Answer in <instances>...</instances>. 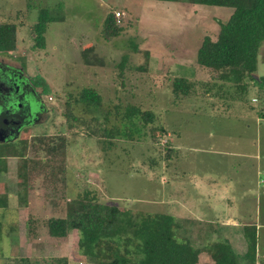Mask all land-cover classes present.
Listing matches in <instances>:
<instances>
[{
	"label": "rangeland",
	"instance_id": "374dc122",
	"mask_svg": "<svg viewBox=\"0 0 264 264\" xmlns=\"http://www.w3.org/2000/svg\"><path fill=\"white\" fill-rule=\"evenodd\" d=\"M162 6H168V9ZM179 6L150 0H0V23L18 26L22 40L18 50L11 53L16 56L13 63H18L14 65L22 69L25 64L26 70L22 74L30 79L28 83L32 87L35 84L31 80L36 82V76L54 87V97L43 95L49 111L37 122L31 120L19 133L15 145L18 146L21 139H49L67 133L64 111L68 109L71 112L75 98L86 88H95L104 97L99 116L108 114L112 124L118 129L123 127L120 131L126 130V134L131 135L116 140L115 147L111 145L113 137L99 141L86 132L79 136L71 135L68 139L69 172L66 179L58 177L47 183L39 178L31 182L26 194L27 202L24 203L18 193L24 191L20 184L27 181V177L19 174L18 160L10 158L7 172L0 173V193H8L10 199V207L0 208V264H45L47 259L57 258L71 260V264H95L80 252V234L77 231H72L68 238L56 240L50 236L45 220L48 217L64 218V208L85 188L94 189L100 203L133 214H170L183 222H191L192 218L198 217L204 226L228 215L249 223L251 175H254V194L260 192L261 186L264 187V183L259 185L256 180L257 175L264 178V120L255 126L256 112L251 116L245 111L238 113L232 110L230 120L225 121L240 129L232 132V138H227L229 135L215 128L224 120L221 117L214 121L209 119L218 113L217 107L222 99L216 95L206 97L209 87L199 86L201 80L191 87L192 96L189 98L174 94V77H184L192 82L201 79V75L193 77L197 75L195 48L205 34L212 37L218 34L220 26L217 20L222 23L228 20L224 13L216 10L217 7L207 6L208 11L177 8ZM43 8L56 21L49 23L45 35L47 47L41 50L36 48L32 26ZM116 12L122 14L119 26L123 27V32L107 42L103 33L104 23L109 15ZM142 39L146 40L145 43H141ZM165 43H171L172 47L187 45L186 51L192 54L187 57L194 61V68L193 65L173 61L168 66L157 65L156 60L150 58L154 57L150 51L147 55L145 51H138L143 44L144 48H155L154 55H162ZM90 47H95L96 51L88 56L89 63L85 64L83 52ZM141 66L146 71L139 70ZM2 74L5 75L0 72V77L4 76ZM255 75L264 78V42ZM211 78H215L212 85L218 84L219 90L224 86V92H230V100L226 102L231 103L237 93L247 90L231 81ZM255 81L246 76L248 90L244 97L255 108L263 109L264 87ZM35 86L41 92V87ZM213 92L214 89L210 90L211 94ZM253 98L256 99L254 103ZM35 102V112L39 113L41 105L37 99ZM144 110L155 111L162 117L163 129L168 130V135L162 137L161 129L155 126L152 133L157 139L152 141L151 131L141 128L140 112ZM132 120L135 126L126 123ZM238 121H250L247 126L251 125L252 130ZM206 126L208 131L211 128L209 132L217 135L213 141L205 133ZM177 134L181 136L179 141ZM35 145L41 146L37 142ZM211 146L214 149H210ZM170 147H179L176 150L180 155L178 160L173 157L175 159L169 162ZM232 149L238 152H231ZM232 154L236 157H231ZM170 155L175 156L174 152ZM254 158L260 167L254 166ZM152 159L156 161L155 166ZM210 178L217 183L207 185ZM191 181L196 182L192 184ZM60 202L64 204L56 207ZM32 217L39 223L35 232L30 233L29 220ZM224 220L228 224L233 223L231 217ZM203 225H199L201 229H197V225L194 229L191 226L195 233L198 231L200 234L199 239L194 237L193 242H198L195 247L207 243L208 228L202 231ZM178 234L180 237L184 235L182 230ZM7 252L17 253L18 258L3 263L2 254L5 256ZM200 256L204 262H212L207 253Z\"/></svg>",
	"mask_w": 264,
	"mask_h": 264
},
{
	"label": "trees",
	"instance_id": "16d2710c",
	"mask_svg": "<svg viewBox=\"0 0 264 264\" xmlns=\"http://www.w3.org/2000/svg\"><path fill=\"white\" fill-rule=\"evenodd\" d=\"M152 1L234 9L233 15L226 23L217 20L220 32L216 40L209 36L204 38L197 55L198 64L218 73V81H231L242 90L243 88L248 90L246 76L256 80L257 85L262 84L264 87V78L256 79L255 77L260 48L264 42V0ZM115 16L116 13L109 15L104 23L103 33L107 42L118 38L123 32V27L119 26ZM55 21L54 17L49 16L47 9L39 10L38 21L32 26L37 49H46L45 35L49 23ZM21 41L18 26L0 23V55L7 56L16 52ZM83 56L85 60L88 57L86 54ZM25 68L23 63L21 70L24 71ZM31 82L41 87L39 92V89L33 85L38 94L37 97H43L44 94L54 97V87L40 76H36V82L34 79ZM196 83L198 82H192L184 77H174V94L180 93L179 97L189 98L192 96L190 89ZM198 84L209 87L206 91L217 86V84L212 85L211 82ZM224 89L225 87L221 86V92L218 89L215 94L222 97L230 94V92L226 94ZM246 91L243 90L242 94L237 93L236 96L248 103L244 97ZM75 101L76 103H72L74 105L71 112L68 109L64 111L68 122L67 133L49 139L45 137L36 140L21 139L15 147L0 144V173L7 172L8 160L12 158L18 160L19 174H25L27 177V181L20 184L24 191L20 190L18 193L23 203L27 202L26 194L31 182L39 178L47 183L58 177L66 179L69 172L68 139L71 135L79 136L82 132H86L91 138H97L99 141H103L106 137H113L111 145L114 147L116 140L120 141L126 136L131 137L129 133L126 134V130L120 131L123 127L118 129L114 123L112 124L108 114L99 116L98 111L103 110L104 97L97 89L82 90ZM156 113L144 110L140 112L141 117L139 116L142 120L141 128L144 131L147 128L151 131L152 141L157 139L152 133L155 126L161 129L162 137L169 133L168 130L163 129L162 117ZM126 123L135 126L133 120ZM126 128L127 126L124 125V129ZM33 141L41 146L35 145ZM170 148H168L169 162L177 155L174 148ZM172 152L175 156L170 155ZM152 165H156L154 159H152ZM8 195V193L1 195L0 208L9 207ZM63 204L60 202V205L57 204L56 207ZM64 209H66L64 218L46 219L50 236L56 240L65 239L72 231H77L80 234V252L87 255L95 264H200V255L203 253H209L212 258L211 263L205 264H256L257 262L259 236L256 226H254L253 237L250 232L251 227H243L244 241L247 246L244 251L238 250V246L235 245L237 244L236 236L233 234L207 246L195 247L192 239V222H183L170 214H144L143 212L133 214L128 210L100 203L94 189L85 188ZM37 222L33 217L29 220L30 233L35 232ZM180 230L184 234L182 237L178 234ZM45 264H69V261L66 258L47 259Z\"/></svg>",
	"mask_w": 264,
	"mask_h": 264
},
{
	"label": "crops",
	"instance_id": "0c3cea01",
	"mask_svg": "<svg viewBox=\"0 0 264 264\" xmlns=\"http://www.w3.org/2000/svg\"><path fill=\"white\" fill-rule=\"evenodd\" d=\"M150 1H152V0H150ZM157 2H160V1H157ZM162 3L163 2H161V4ZM164 3H168L170 5L173 4V5H177V6H179L178 4H181L177 8L183 7V8H188V9L189 8H200L202 10H208L209 9L208 7H210V6L207 7V6H202V5H190V4L173 3V2H164ZM188 6H193V7H188ZM158 7H159L158 9H161V6H158ZM162 7L165 8L166 10L168 9V6L167 7L166 6H162ZM169 7L171 8V6H169ZM216 10L224 13L228 20L231 18V16L234 13V9H231V8L217 7ZM162 12H164V11H162ZM200 31H201V29H200ZM219 32H220V30H219ZM219 32H218V34L216 36H213V37L210 36V35L205 34L204 38L206 36H209L213 40H216L217 36L219 35ZM203 40L204 39H202V42L200 44H198L196 46V48H195L196 53H194V60L196 59V62H197V65L195 67V73L197 75H194L193 77H200V75H201L204 78H202V77H200L201 79H197L196 78L197 79L196 82H199V80H201L200 81L201 84H205V83H208V82L209 83L211 82V84H212V82L214 81L215 78H211V77H218V73L212 72V70L209 69V68H205L203 66H200L198 64V61H197L198 51H199V49L202 46ZM145 41L146 40L142 39L141 43H145ZM187 47L188 46L187 45L185 46V44H179V47H177V46L176 47H172L171 43H165L164 54L156 56V55H154V51H156L155 48H150V49L144 48L143 44H142L141 48H138V51L142 52V53H143V51H145L144 54H146V55H147L148 51H150V53H151L150 55L154 56V57H150V58H152V60H156V64L157 65L163 64V65L168 66V65H170L169 63L171 61H173V63H177L178 62L181 65H193L194 61L192 59L188 58L189 55L192 56V54H190V53H188V51H186ZM95 51H96L95 47H90V48L86 49L83 52V55L86 54L87 56H89L90 54H93ZM187 55H188V57H187ZM156 57H158V58H156ZM95 58H96V56H95ZM147 58H149V57H147ZM165 61H167V62H165ZM86 62L88 64L89 60L86 59L84 63L86 64ZM14 63H16V62H14ZM16 64H18V63H16ZM143 66H141L139 68V70L146 71L145 67H143ZM193 68H194V65H193ZM170 70H168L167 74H169ZM19 71H20V73H25L21 69H19ZM177 77H179V76H177ZM207 77H209V79ZM255 77H256V79H260V77L257 76V75ZM214 90H215V92H213L212 94L210 93V90L206 91V93H207L206 97L210 96V98H211L212 96H215L216 95L215 93L218 90L217 86L214 87ZM36 95H38V94H36ZM215 97H220L222 99V102L220 104H218V107H217L218 113L214 114L211 117H209V119H212V121H214V120L218 119V117H221V119L224 120V122H219L217 124V126H215V128L218 129L220 132H222V133L225 132L227 135H229V136H227V138H229V137L232 138L231 137L232 132L235 131V130L240 129V127H237L235 125H231L230 123H227L225 121V120H230L229 116L233 115V113H231L232 110H237L238 113L245 111L251 116L256 112L258 118L256 119L257 122H256L255 126H259L258 122H260V121L263 122V120H264V108L263 109H257V108L254 107V105L251 104L250 101L248 103L246 101L243 102V100H241V99H239V97H237L233 101H231V103H230V102H226V101L230 100V96L228 97V95L227 96L224 95L223 97L219 96V95H216ZM254 101H256L255 98L252 99V103H254ZM47 110L49 111V109H47ZM239 118L241 119V117H239ZM228 122H231V121H228ZM215 123H217V122H215ZM238 123L239 124L243 123L244 127L246 129L252 130V126L251 125L247 126V124L250 123V121L249 122L248 121H238ZM210 130H211V128H209V131ZM205 131H206L205 133L208 135V138L211 141H213L215 139V137L217 136L215 133L209 132L208 129H207V126L205 127ZM220 136L223 137V135H220ZM176 139L178 141L181 140V136L177 134ZM178 149H179V147H177V149L174 148L175 151L178 150ZM210 149H214L213 146H211ZM233 151L234 152H238L237 150L232 149L231 152H233ZM179 157H180V155L177 153L176 159L178 160ZM231 157H236V155L232 154ZM256 160L257 159L254 158V166L257 165L258 167H260V163L258 162V160L257 161ZM257 169H259V168H257ZM257 169H256V171H257ZM251 176H252V177H250L251 178V182H250L251 183V189H250L249 196H250V201H251V205H252V210H251V212H249V223H244L243 220H240V221L237 220L236 216H229V215L226 216V217L229 218V219L231 217V220L233 221V223L231 222V223L228 224L226 222V220H224V219H227L226 217H220L216 221H210V223L206 224L205 226L202 223L203 221L199 220L198 217L197 218H192L191 222L193 224V229H194V227L196 225L197 226L203 225L202 226V228H203L202 231L205 229V227L208 228V231L206 232L207 238H205V240H207V243H205L202 246H207V245L212 244L214 242H217L219 240H223V239L227 238L226 236H229L230 234H233V236H236L235 239H236V243L237 244H235V245L238 246V250L242 249L241 251H244L245 248H247L246 242L244 241V236H243V231H244L243 227L244 226H250L251 227L250 232H251V235L253 237L254 236V226H256L257 227V231H258V236H259V250H258L259 254H258V257H257L256 264H264V216H263V212H262V211H264V187L261 186L260 189H259L260 192H257V194L256 193L254 194V175H251ZM256 180H257V183L259 185H260V183H261V185L264 183V178H260V176H258V175L256 177ZM196 181H191V183L194 184ZM180 183H182V182H179L178 184H180ZM191 183H190V186H192ZM215 183H217V181L214 180L213 178H210L208 180L207 185L208 184H215ZM4 193L5 192H1L0 194H4ZM10 196H11V198H13L12 195H10ZM9 207H10V205H9ZM1 209H7V208H1ZM47 219H49V217ZM197 229H201V226H199ZM194 233H195L194 230H192V239L194 240V237L196 239H199L200 238L199 237L200 234L198 233V231L195 234ZM195 242H196V244H198L197 241H195ZM202 246H200V247H202ZM14 250H16V249H14ZM12 252H7V254L5 256L2 254V256H3V261L2 262L3 263L6 262V261H9V259H12V258H16L17 259L18 258V254L17 253H12ZM207 254L210 256L209 253H207ZM211 260H212V258H211ZM199 262H200V264L211 263V262H204L203 259L201 258V256H200ZM69 264H71V260L69 261Z\"/></svg>",
	"mask_w": 264,
	"mask_h": 264
},
{
	"label": "flooded vegetation",
	"instance_id": "af4514ba",
	"mask_svg": "<svg viewBox=\"0 0 264 264\" xmlns=\"http://www.w3.org/2000/svg\"><path fill=\"white\" fill-rule=\"evenodd\" d=\"M0 55V144L15 147L16 141L26 125L31 120L37 122L48 112L46 102L29 84L24 74H19V68L14 65L15 55ZM19 75L21 77H19ZM41 105V112H35L36 102ZM38 110V109H37ZM36 119V120H35ZM31 122V124H34Z\"/></svg>",
	"mask_w": 264,
	"mask_h": 264
},
{
	"label": "built area",
	"instance_id": "2783aa9c",
	"mask_svg": "<svg viewBox=\"0 0 264 264\" xmlns=\"http://www.w3.org/2000/svg\"><path fill=\"white\" fill-rule=\"evenodd\" d=\"M121 18H122V14L120 12H116V20L118 24L121 23Z\"/></svg>",
	"mask_w": 264,
	"mask_h": 264
}]
</instances>
